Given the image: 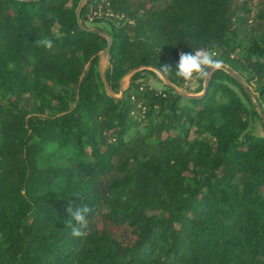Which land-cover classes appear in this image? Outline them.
<instances>
[{
  "label": "trees",
  "instance_id": "16d2710c",
  "mask_svg": "<svg viewBox=\"0 0 264 264\" xmlns=\"http://www.w3.org/2000/svg\"><path fill=\"white\" fill-rule=\"evenodd\" d=\"M79 1L0 0V264H264L259 110L224 67L174 86L179 53L210 50L264 111V0Z\"/></svg>",
  "mask_w": 264,
  "mask_h": 264
},
{
  "label": "clouds",
  "instance_id": "9594fccd",
  "mask_svg": "<svg viewBox=\"0 0 264 264\" xmlns=\"http://www.w3.org/2000/svg\"><path fill=\"white\" fill-rule=\"evenodd\" d=\"M37 47L44 48L51 51L54 47L53 40L48 37H42L35 41ZM32 62H35V57H29ZM222 66V61L215 58L210 50L196 49L192 52L181 51L179 53V60L175 64V75L184 80L191 81L193 78L200 80H207L210 77L212 70H219ZM168 65H164L159 71L161 73H168L170 71ZM78 195V194H77ZM68 218L65 224L71 229V234L74 237H84L87 235L89 222L88 214L92 209L88 205H81L73 208L71 204L66 209Z\"/></svg>",
  "mask_w": 264,
  "mask_h": 264
},
{
  "label": "rangeland",
  "instance_id": "374dc122",
  "mask_svg": "<svg viewBox=\"0 0 264 264\" xmlns=\"http://www.w3.org/2000/svg\"><path fill=\"white\" fill-rule=\"evenodd\" d=\"M240 2L244 1V0H238ZM260 0H249V3L253 5V7H255L257 5V3L259 2ZM85 1H82L81 4H83ZM100 6V10L101 12L104 11L103 10V5L99 4ZM88 25H92L91 23H88ZM92 27V26H91ZM108 54H104L102 53V50L100 51V54H99V64H98V68H99V71L101 69V72L104 74V70L106 69V67L108 66ZM143 68V66H139V67H136V68H132V70L129 71L123 76V79H122V84L124 87H127L128 86V83H129V79H130V76L131 74L138 70V69H141ZM145 68H149V69H152L153 71H155L157 74H158V77H155L153 76V74L151 73H147V76H144V80L151 86H154L156 88H161L163 86V82H167V80H165V77L163 76V74L157 70L155 67H152V66H148V67H145ZM212 72V71H211ZM210 72V74H211ZM145 73V72H144ZM208 80V79H207ZM207 80H200L198 78H193L191 81H184V83L182 85H174L175 88L183 93H186V94H201L204 92V89L200 90V91H196L198 90L199 87H205L206 86V83H207ZM244 80V79H243ZM249 89L251 90L252 94L254 95L255 97V100L259 103L257 97L255 96V91H254V84H251L249 85L248 82L246 80H244ZM120 92L116 93V95H119ZM250 96V95H249ZM251 98V96H250ZM252 100V98H251ZM253 102V100H252ZM264 122V120H263ZM255 131L257 133H260V134H264V129H263V126H262V122L258 120L257 122V125L255 127Z\"/></svg>",
  "mask_w": 264,
  "mask_h": 264
},
{
  "label": "water",
  "instance_id": "95a60500",
  "mask_svg": "<svg viewBox=\"0 0 264 264\" xmlns=\"http://www.w3.org/2000/svg\"><path fill=\"white\" fill-rule=\"evenodd\" d=\"M82 1H85V0H80L79 1V3H78V5H77V7H76V11L78 12L79 11V9H80V6H81V2ZM77 21H78V23H79V25L80 26H82V24H81V20H80V18L78 17V19H77ZM91 29H94V30H96V31H98V32H100V33H102V34H105L106 36H107V38H108V44L106 45V47L102 50V53H104V54H108V52H109V48H110V45H111V41H112V37H111V35H109L105 30H102V29H96V28H91ZM98 64H99V62H98ZM221 67H224L226 70H228V71H230L235 77H237L240 81H241V83L243 84V86L246 88V90H247V92L249 93V95L251 96V98H252V100H253V103L255 104V106L257 107V109L259 110V112H260V114H261V116H262V118H263V120H264V111H263V109H262V107H261V105H260V103H258L256 100H255V97H254V95L252 94V92H251V90L249 89V87H248V85H247V83L237 74V72L236 71H234L233 69H231L228 65H224L223 63H222V66ZM134 69V68H133ZM132 69H130V71H131ZM100 74H101V77H102V79H103V82H104V85H105V88L107 89V90H109V85H108V82H107V80H106V78H105V75L101 72V69H100ZM125 75V74H124ZM123 75V76H124ZM123 76L120 78V85H121V88H120V94L119 95H121L122 94V92H123V90H124V86H123V84H122V79H123ZM164 76V75H163ZM165 77V76H164ZM165 80H167V78L165 77ZM168 81V80H167ZM207 85H208V81H207V83H206V87H207ZM179 91V90H178ZM180 93H182V94H185V95H189V94H186V93H183V92H181V91H179Z\"/></svg>",
  "mask_w": 264,
  "mask_h": 264
},
{
  "label": "built area",
  "instance_id": "2783aa9c",
  "mask_svg": "<svg viewBox=\"0 0 264 264\" xmlns=\"http://www.w3.org/2000/svg\"><path fill=\"white\" fill-rule=\"evenodd\" d=\"M91 18V17H90Z\"/></svg>",
  "mask_w": 264,
  "mask_h": 264
}]
</instances>
